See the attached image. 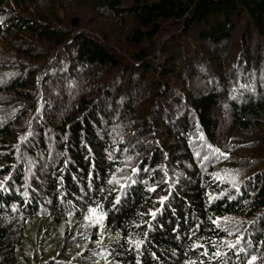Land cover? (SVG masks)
I'll return each mask as SVG.
<instances>
[{
    "label": "trees",
    "instance_id": "obj_1",
    "mask_svg": "<svg viewBox=\"0 0 264 264\" xmlns=\"http://www.w3.org/2000/svg\"><path fill=\"white\" fill-rule=\"evenodd\" d=\"M29 1L0 0L1 44L21 59L12 78H3L2 56L10 52L0 54V92L6 89L20 103L7 108L0 97V264H264V132L246 138L253 134L250 127L264 120V51L253 45L234 54L225 48L221 56L204 43H224L234 18L242 16L248 17L244 34L264 39V0H153L130 6L92 0L104 11L132 16L135 46L151 41L161 20L180 22V36L194 29L199 44L191 50L201 54L196 63L187 62L188 40L182 44L177 34L176 49L175 44L162 49L163 74L175 71L176 63L181 92L175 99L160 98L148 119L138 108L139 92L132 98V83L140 85L141 76L134 80L126 69L151 71L144 51L134 58L142 65L130 66L76 31V17L68 20L69 29L52 25L48 8L30 19ZM24 32L31 38L23 40ZM42 44L59 49L39 66L35 45ZM238 54L243 64L235 63ZM102 67L118 69L120 82L100 99L79 95L77 81L93 92L100 86ZM215 107L229 111L224 130ZM113 173L119 183L109 185ZM129 175L135 183L127 182L113 207L119 184ZM152 187L155 191H148ZM161 196L168 199L138 255L126 239H145L149 209L161 208ZM210 197L217 198L209 203ZM96 204L108 218L93 227V218L85 216ZM229 213L242 217L239 230L223 224ZM218 250L225 255L213 259Z\"/></svg>",
    "mask_w": 264,
    "mask_h": 264
},
{
    "label": "rangeland",
    "instance_id": "obj_2",
    "mask_svg": "<svg viewBox=\"0 0 264 264\" xmlns=\"http://www.w3.org/2000/svg\"><path fill=\"white\" fill-rule=\"evenodd\" d=\"M28 1V0H26ZM39 2H34V0L27 2V14L32 13L34 15L28 14L30 19H32V16H39L37 9L41 8H48L50 11V14L48 16V20H51L52 25L56 26H62L64 25L67 29L69 27L66 26L68 23V20L70 18L76 17L79 20V25L76 28V31H83L84 33H88L92 37H94L99 43L103 44L108 50L118 55V59L121 61H124L126 64H129L130 66L141 64V62H135L134 58L136 56V53H138L140 50L144 51L146 54L145 59L146 62H152V71H146L142 72L140 68H126L131 74V77L134 80H139L140 85H137L136 82L132 83L133 86L131 87L133 89V99L137 98L138 92L139 96L141 97L140 101L138 102L139 107L142 108V111L144 112L143 116H145V119H148L151 115V109L154 107L156 102H158L161 98V100L166 99V97L174 98L177 95L180 96L181 92V85L176 82V63L173 68H175V71H170L167 76H165L164 71L167 69H162L161 67L165 66V59L163 57L162 49H167L170 46H173L175 44L176 49V41L172 40V36L176 37L182 32L183 26L180 22H172V21H166L161 20L159 22L160 30L156 34V36L150 41L146 40L143 41L140 45L135 46L131 41V36L133 35V31L135 28H137V23L133 20L132 16L126 12V14L122 15H115L113 12L104 11L101 8L98 7L96 2L92 0H38ZM104 1L105 3L110 2V0H99ZM137 1H147L151 2L153 0H121V6H130L133 4H136ZM56 14L58 18H54L53 15ZM37 15V16H36ZM239 17V16H238ZM243 17V18H242ZM242 19H238L237 17L234 18V28L231 31L232 35L228 40H226L221 45H215L210 42H204L209 46L207 48H210L213 52L221 53V56H225L224 49L230 51L231 53H238L240 51L243 52L248 46H255L260 47L262 46V53L264 51V39L255 36V34H244V21L248 20V17L242 16ZM50 18V19H49ZM37 22H44L40 18H34ZM33 21V20H32ZM140 27V26H139ZM194 29H191L190 33L188 35H179L180 39L182 40L181 43L184 44L187 40L188 43L184 44V49L187 51V57H189L190 61L187 60L188 63L191 62V64H194L197 62L201 54H197L195 51H192L191 48L193 46H196L199 44L194 38ZM132 32V33H131ZM251 33H253L251 31ZM23 40L31 38L28 33H21ZM170 41L165 44L166 41ZM0 41V54L3 55L5 53H8V49L6 50ZM178 43V42H177ZM165 44V45H164ZM193 45V46H192ZM205 45V44H204ZM38 50L34 53L35 60L38 62V65L40 66L42 63H48L51 58H53L54 54L57 52L56 47H54L51 44H42L41 46L35 45ZM62 49V48H61ZM203 48H200V52ZM169 51V50H168ZM10 52V51H9ZM234 53V54H235ZM259 53V54H260ZM235 56V55H234ZM38 57V58H37ZM37 58V59H36ZM236 61L235 63L243 64L244 61H239L240 56L239 54L235 57ZM21 60L15 53L10 52L7 55L2 56V62H3V69L4 73L1 74V77L4 78V76L7 74L6 77L12 78V72H14V66L16 62ZM34 60V59H33ZM34 60V61H35ZM234 60V59H233ZM259 61V60H258ZM6 62V63H4ZM158 64L160 66L159 73L156 72V69H158ZM256 64V63H255ZM261 64V62H260ZM259 64V65H260ZM140 65V66H141ZM38 66V67H39ZM181 66H184V61H181ZM258 66V65H257ZM139 67V66H138ZM131 68V67H130ZM79 69V68H78ZM102 71L100 80V86L93 87L90 85H86L81 88V85L85 83V81L78 82L79 87L75 84L74 89L77 88L79 91V95H88L92 96L94 98L103 97V92L110 88L114 83L120 82L118 81L121 78V73L118 71V69L111 68V67H102L99 68ZM125 69V70H126ZM183 69V68H182ZM81 70V69H80ZM198 70H201V68H198ZM39 69L35 73L38 74ZM182 73V71H180ZM15 73V72H14ZM127 73V72H126ZM19 74L18 76H20ZM141 76L139 79H136V77ZM182 76V74H181ZM180 77V74H179ZM99 84V83H98ZM139 86V87H138ZM261 87V85H259ZM165 91L160 95L159 93L162 91ZM88 92V94L86 93ZM116 94V91H115ZM0 97L2 100H4L6 103V107H12L17 108L19 107L20 103H18V99H15L14 94L11 92H8L6 89L3 92H0ZM124 94H119L118 101L123 100ZM175 99V98H174ZM111 100H114L113 98ZM120 103V102H118ZM163 104V101L161 102ZM107 106V105H106ZM167 107V105H166ZM226 110V109H225ZM213 112L219 116L220 123L219 126L221 127L220 130H224L222 128V125L226 121V116L229 114V111H223L221 112L220 109L215 107L213 109ZM194 117L190 116V120L192 121V124H195ZM30 120H27V123H29ZM250 130H252L253 134H246L247 141H252L251 139L255 138L256 136H261L259 134V131L264 132V120L261 122L259 126H252L250 127ZM157 141V140H156ZM259 151V150H258ZM260 152L262 155L264 154V150L260 149ZM166 175V171H164V176ZM225 223H223L226 227H228L231 230L237 231L240 229L239 226L236 225V223L240 224L243 223V219L241 216L235 215V214H226L222 217ZM223 225V226H224ZM79 245L85 246L86 243L82 242ZM61 246V245H60Z\"/></svg>",
    "mask_w": 264,
    "mask_h": 264
},
{
    "label": "snow or ice",
    "instance_id": "obj_3",
    "mask_svg": "<svg viewBox=\"0 0 264 264\" xmlns=\"http://www.w3.org/2000/svg\"><path fill=\"white\" fill-rule=\"evenodd\" d=\"M38 111H39V109H38ZM109 158L111 159V157H109ZM129 159H130V157H129ZM116 171L118 172L119 169H117ZM131 171H132V173H135L137 171V169L133 168ZM91 176H92V172L90 171L89 172V177L91 178ZM114 177H115V173H113V179H109V181H108L109 185H111L113 183H119L118 181L114 180ZM5 179L7 180L8 177H5ZM73 179H75V177ZM123 179L126 181V183H120L119 184V188L122 191L117 192L115 199L112 201L113 207H115V206L120 204L121 199H122V195H123V190H126L129 187V183H127V182L135 183V181L133 180L131 175H129L127 177H123ZM100 191L104 192L105 190L103 188H101ZM112 191H116V189L113 188ZM148 191H150V192L151 191H155V187L149 188ZM170 195H171V186H170ZM221 195H223V193H221ZM216 198L217 197H210L208 202L211 203L212 200L216 199ZM166 199H168V197L161 196L159 198V202L161 204V208L149 209L148 215H149L150 219L147 222V226H148L149 231L144 233L145 239L133 240L131 238V236H129L126 239V242H127L128 246L130 248L134 247V249L137 251L138 255H139V252H140L141 248L147 242V237H148V235L151 232V229H152L153 224H154V222H155V220L157 218V215L162 212L164 201ZM229 199H232V197H229ZM87 212H88V215L85 216V220H88L90 217L93 218V224H92L93 227H96L97 225H99L102 222L106 221L107 218H108V213L103 211L102 205H100V204H96L95 206L89 205L88 208H87ZM219 220H220V218L217 217L215 220H212V223L215 225V224H217L219 222ZM137 227H139V225H137ZM161 227H163V225H161ZM173 231L175 232L176 229H173ZM237 239H239V237H237ZM224 243H226L229 248L232 247V245L230 243H228L226 241ZM192 247L193 248H197V247L203 248L204 246L203 245H199V244H192ZM202 255H207V252L202 253ZM222 255H225V254H223V253H221L219 251H216L213 254V259L219 258ZM137 264H140L139 260H137ZM185 264H195V262H187L186 261Z\"/></svg>",
    "mask_w": 264,
    "mask_h": 264
}]
</instances>
